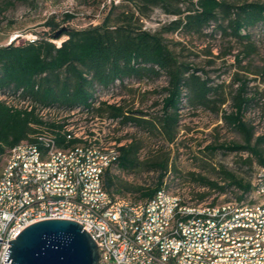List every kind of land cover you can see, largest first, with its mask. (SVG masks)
Returning <instances> with one entry per match:
<instances>
[{"label": "trees", "instance_id": "1", "mask_svg": "<svg viewBox=\"0 0 264 264\" xmlns=\"http://www.w3.org/2000/svg\"><path fill=\"white\" fill-rule=\"evenodd\" d=\"M2 1L0 14L10 6L3 7ZM183 4L181 0L111 2L105 7L99 25L62 32L59 37L64 35L66 39L59 45L51 40H54L53 36L61 28V23L51 18L44 25L48 31L37 34L34 40L22 45L12 42L1 46L0 96L14 97L19 93L17 100L28 102L30 107L29 111L17 110L0 100L2 168L12 147L23 141L36 144V136L42 131L52 134L56 144L64 148L76 142H66L60 125L52 120H40L35 114L37 108L51 109L55 115L78 109L79 112L116 121L121 126L131 125L148 135L159 137L168 146L175 142L179 133L183 100L191 109H203L216 115L221 113V107L227 102L221 85H214L202 70L179 60L167 46L164 35L182 33L201 37L210 25H214L213 34L217 32L223 39L241 44L242 51L235 56L238 63L240 56L245 59L255 53L250 31L264 24V0L240 3L196 0L185 7ZM154 9H160L171 20L162 24L157 31L150 32L144 29L143 20ZM71 19L70 14H65L62 21L65 23ZM161 76L166 78V86L162 90L163 97L158 103L160 109L157 114L100 100L111 95L115 87L126 88L125 82L129 80H153ZM245 90V81H242L232 97L233 112L223 113V120L243 135V144L210 146L207 149L211 152L217 149L249 152L264 168L260 148L264 136L256 137L252 144L253 129L243 121L244 110L251 101L245 97ZM141 148L137 140L118 147L115 166L126 173L141 168L158 173L156 183L152 187H131L110 173V169L106 170L102 185L111 199H126L132 204L145 203L163 189V177L170 167L168 155L159 152L143 162L138 158ZM226 176L228 186L238 188L242 194L252 191L250 184H243L232 175ZM198 180L211 190L224 191L214 182L203 178ZM203 198L204 195L200 197Z\"/></svg>", "mask_w": 264, "mask_h": 264}, {"label": "rangeland", "instance_id": "2", "mask_svg": "<svg viewBox=\"0 0 264 264\" xmlns=\"http://www.w3.org/2000/svg\"><path fill=\"white\" fill-rule=\"evenodd\" d=\"M8 1L10 3H8ZM127 0H24L23 2L3 0L6 7L0 14V47L10 43L22 45L35 39L37 34L48 31L45 23L53 18L61 23V28L75 30L101 23L104 9L111 2L114 4ZM185 7L196 0H181ZM234 3L259 0H230ZM65 14L72 19L63 23ZM171 17L163 14L160 9H154L148 18L143 20L144 29L154 32ZM214 25H210L201 37L184 35L182 33L165 34L167 46L178 56L179 60L189 63L203 71L214 85H221L227 102L221 107V113L212 114L203 109H191L183 100L180 110L179 133L172 145H165L157 136L148 135L131 125L121 126L116 121L110 124L101 120H84L80 115H74L71 121L74 126L82 127L86 131L99 133L107 143L121 146L133 140L140 141L141 150L139 160L146 162L159 152L168 155L169 171L163 177V190L178 197L187 204L217 205L225 202L248 204L252 191L242 194L233 186H228L227 174L240 180L243 184L253 185L255 175L261 168L255 157L249 152H229L217 149L213 152L210 146H231L243 144V135L234 130L223 120V113L233 112L232 97L242 81H245V97L251 99L243 113V121L253 129V140L264 136V24L258 25L252 31V42L255 53L237 63L235 56L242 51L241 44L214 32ZM66 39L61 36L51 40L60 44ZM210 53V54H209ZM220 58H213V57ZM212 62V64H211ZM126 88L115 87L111 95L101 98L108 104H123L131 110L151 113L159 112L158 103L163 97L166 86L164 76L153 80L125 82ZM69 120V119H67ZM119 140L120 142H117ZM264 157V142L260 146ZM2 161L0 162V172ZM110 173L131 187H152L158 178V173L147 172L145 168L132 173L120 171L116 166L111 167ZM203 178L223 187L221 192L211 190L198 180ZM128 195V194H127ZM204 195L203 199L200 197ZM239 197H241L240 200ZM126 200V199H125ZM254 202V199H253Z\"/></svg>", "mask_w": 264, "mask_h": 264}, {"label": "built area", "instance_id": "3", "mask_svg": "<svg viewBox=\"0 0 264 264\" xmlns=\"http://www.w3.org/2000/svg\"><path fill=\"white\" fill-rule=\"evenodd\" d=\"M81 117L83 121L97 119L102 123H111V120L89 113L81 112ZM43 145H49V142ZM42 146L26 147L20 142L10 149L1 170L0 198H4V206L0 208V241H3L0 242V264H10L3 263L4 253L9 247L4 242L14 240L27 226L48 219H63L79 224L100 250L98 264H196L192 261V254L199 248L217 247L218 240L232 238L233 235L214 233V224L222 220V212L231 210L229 218H233L234 213H240V207H248V202L233 204L229 201L217 205L207 204V210L183 211L180 208V216L173 218L172 230H164L165 211L170 210L174 199L171 197H167V203L147 201L132 204L128 200L111 199L103 186H95L97 196H87L77 188V178L74 184L65 186V193L74 192V199L65 200V194L47 193L42 186V177L45 175H37V168L48 165L50 169L57 170L56 180H61L68 151H64V155H56V149H53L46 160H38V151ZM26 153H33V160H26ZM92 156L100 160L97 155ZM116 160L109 163V169ZM78 164H85L83 155H78ZM87 169V182L93 183L92 166L87 165ZM56 180L53 181L55 185ZM8 181H15L17 188V204L13 208H5V201L9 198ZM253 184L264 190V168L258 169ZM19 186H26V195H34V203L19 202ZM263 203L261 200L255 205H259L262 210ZM154 205H162L163 216L154 214ZM146 219H153L152 231H145ZM244 219L253 218L251 214H244ZM260 231L241 228L235 235L258 236ZM197 232L211 234V242L195 244ZM236 264H251V260ZM258 264H264V260H258Z\"/></svg>", "mask_w": 264, "mask_h": 264}, {"label": "bare ground", "instance_id": "4", "mask_svg": "<svg viewBox=\"0 0 264 264\" xmlns=\"http://www.w3.org/2000/svg\"><path fill=\"white\" fill-rule=\"evenodd\" d=\"M18 96L19 93L14 97L0 96V100L8 107L29 111L28 102L17 100ZM35 114L44 122L52 120L56 125H60V132L64 135L66 141H76L70 147L57 148L55 137L47 131L37 134L36 144L23 141V146L26 147L42 146L45 142H49V145H43L39 149L38 160H46L53 153V149H56V155H64V151H68L63 162V177L61 180H56L57 170L50 169V166L41 165V168H37V175H45V177H42V186L46 189V192L51 195L65 194V200H72L74 199V192L65 193V186H71L77 178V188L79 190H82L87 196H97L95 186H103L104 172L102 171L109 170V163L118 158L117 149L121 145L107 143L99 133L74 126L70 121L74 115L81 116L78 109L70 113L55 115L51 109L37 108ZM78 155H83V163L85 164L77 165ZM92 155H97L100 160H95ZM26 160H33V153H26ZM115 162L112 167L115 166ZM87 165L92 166L93 183L87 182ZM54 180H56V185L53 184ZM252 187L254 202L248 204V207H240V213H234L233 218H229L231 217V210H224L222 220L214 224V233L223 234V236L233 235L232 238L218 240L217 247L204 246L199 248V251L192 254V261L196 264H236L241 263L242 260H251V264H258V260H264V221H261L264 220V203L262 204V210L259 205H255V203H261V200L264 201V190L256 184H253ZM7 192L9 198L5 201V208H13L17 204L15 181H8ZM167 197L174 199L170 210L165 211L164 230H172L173 218L180 216V208L183 211L207 210V204H185L178 197L168 194L163 189L159 190L149 202L167 203ZM19 202L34 203V195H26V186H19ZM3 206L4 198H0V208ZM154 214L163 216L162 205H154ZM244 214H251L253 219H244ZM152 226L153 219H146L145 231H152ZM241 228L261 231L258 236L256 234L235 235ZM205 242H211V234L197 232L195 244ZM97 252L100 257V250L97 249Z\"/></svg>", "mask_w": 264, "mask_h": 264}, {"label": "water", "instance_id": "5", "mask_svg": "<svg viewBox=\"0 0 264 264\" xmlns=\"http://www.w3.org/2000/svg\"><path fill=\"white\" fill-rule=\"evenodd\" d=\"M62 27L54 34L59 38ZM3 242V241H0ZM9 244L3 263L10 264H98L99 255L90 235L77 223L48 219L24 228Z\"/></svg>", "mask_w": 264, "mask_h": 264}]
</instances>
